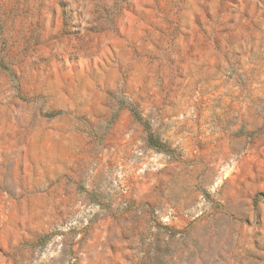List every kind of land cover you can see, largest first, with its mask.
<instances>
[{"label": "rangeland", "instance_id": "1", "mask_svg": "<svg viewBox=\"0 0 264 264\" xmlns=\"http://www.w3.org/2000/svg\"><path fill=\"white\" fill-rule=\"evenodd\" d=\"M0 264H264V0H0Z\"/></svg>", "mask_w": 264, "mask_h": 264}, {"label": "built area", "instance_id": "2", "mask_svg": "<svg viewBox=\"0 0 264 264\" xmlns=\"http://www.w3.org/2000/svg\"><path fill=\"white\" fill-rule=\"evenodd\" d=\"M172 214H173V212L170 211L169 214H167L166 217L163 218V220H164V222H165L166 224H169V223H170V218L172 217Z\"/></svg>", "mask_w": 264, "mask_h": 264}]
</instances>
